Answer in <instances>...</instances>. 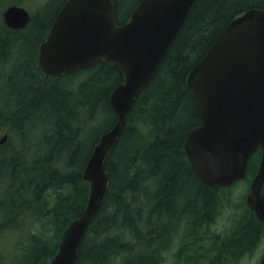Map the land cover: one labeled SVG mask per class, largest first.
I'll list each match as a JSON object with an SVG mask.
<instances>
[{"label": "trees", "instance_id": "16d2710c", "mask_svg": "<svg viewBox=\"0 0 264 264\" xmlns=\"http://www.w3.org/2000/svg\"><path fill=\"white\" fill-rule=\"evenodd\" d=\"M65 1L17 0L11 5L33 6L20 30L0 20V138L7 136L0 145V264H50L63 230L86 206L83 168L116 122L108 100L122 81L117 67L97 62L46 77L38 66L39 45ZM111 1L117 24L140 2ZM250 9L264 10V0H195L105 159L107 194L75 264H166L168 255L169 264H234L264 241V223L244 195H234L240 183L248 192L260 149L245 178L223 188L203 183L184 152L186 134L200 124L188 76ZM228 209L229 224L217 230Z\"/></svg>", "mask_w": 264, "mask_h": 264}, {"label": "water", "instance_id": "95a60500", "mask_svg": "<svg viewBox=\"0 0 264 264\" xmlns=\"http://www.w3.org/2000/svg\"><path fill=\"white\" fill-rule=\"evenodd\" d=\"M194 2L140 0L128 21L117 24L111 0H66L40 43L37 61L46 77L97 62L122 73L108 100L116 122L99 137L82 171L89 185L86 206L63 230L50 264H75L86 230L107 194L105 159ZM1 17L8 29L20 30L30 13L9 5ZM187 85L200 120L184 142L192 171L209 186L228 187L245 178L251 156L260 149L245 204L264 223V10L250 9L232 21L194 65ZM6 137L0 138V145ZM258 264H264V252Z\"/></svg>", "mask_w": 264, "mask_h": 264}, {"label": "rangeland", "instance_id": "374dc122", "mask_svg": "<svg viewBox=\"0 0 264 264\" xmlns=\"http://www.w3.org/2000/svg\"><path fill=\"white\" fill-rule=\"evenodd\" d=\"M16 1L17 0H1L0 1V20L1 22H3L2 17H1L3 10L7 6L15 3ZM22 1L29 3L30 5H33V4H37L39 0H22ZM23 7H25L28 11H31V9H33V6H31L30 8H27L25 5H23ZM246 187H247L246 183H240L235 189V194H234L235 197H240L241 195H244L245 197ZM225 212L226 213L222 216L221 220L216 225L217 230H222V228L225 227V224H229V220L227 218H231L233 211H230L228 209ZM263 252H264V241L261 242L259 246L251 254L245 255L243 258L239 259L234 264H258ZM167 258L168 259H167L166 264H169L171 262L172 256L168 255Z\"/></svg>", "mask_w": 264, "mask_h": 264}, {"label": "bare ground", "instance_id": "6f19581e", "mask_svg": "<svg viewBox=\"0 0 264 264\" xmlns=\"http://www.w3.org/2000/svg\"><path fill=\"white\" fill-rule=\"evenodd\" d=\"M10 145V144H9ZM13 147H14V145H13ZM4 148V147H3ZM11 148V147H10ZM5 152V151H4ZM4 219V218H3ZM6 222V221H5Z\"/></svg>", "mask_w": 264, "mask_h": 264}]
</instances>
